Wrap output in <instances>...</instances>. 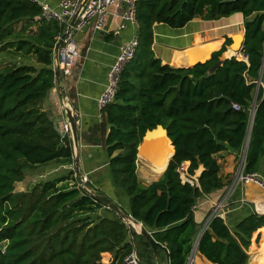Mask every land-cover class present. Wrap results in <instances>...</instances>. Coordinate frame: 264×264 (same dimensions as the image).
<instances>
[{"label": "trees", "instance_id": "obj_1", "mask_svg": "<svg viewBox=\"0 0 264 264\" xmlns=\"http://www.w3.org/2000/svg\"><path fill=\"white\" fill-rule=\"evenodd\" d=\"M235 14L242 15L245 30L238 55L247 59L234 56L209 72L227 52L229 37L209 60L195 65L189 60L176 68L156 57V24L180 29L195 19ZM136 18L139 47L121 75L115 101L103 110L110 125V169L130 199V209H122L168 249L170 264H189L201 232L193 208L232 184L234 178L222 176L218 156L241 154L253 111L246 172L264 173V0H137ZM63 31L38 2L0 0V58L25 61L0 65V264H123L135 249L143 264H153L149 241L135 230L131 234L116 212L88 195L74 171L16 191L28 169L74 163L70 135L61 137L45 110ZM158 125L168 131L175 153L161 178L146 186L137 176L138 147ZM184 162L192 175L203 168L199 187L182 183L177 169ZM262 228L264 215L255 213L232 225L212 218L194 264H248L252 238ZM157 256L167 258L162 249Z\"/></svg>", "mask_w": 264, "mask_h": 264}, {"label": "crops", "instance_id": "obj_2", "mask_svg": "<svg viewBox=\"0 0 264 264\" xmlns=\"http://www.w3.org/2000/svg\"><path fill=\"white\" fill-rule=\"evenodd\" d=\"M39 1L53 9H57L62 0ZM74 1L82 2L83 0ZM127 8V0H117L116 4L108 8V14L102 29L96 30L94 22H90L81 33L77 34L76 39L80 48V57L68 72L60 68V84L55 79L54 87L50 90L45 101V110L53 121L56 131L63 138H68L70 135L74 158L76 149L72 134H67L64 131L67 115L62 105L63 99L59 90L60 86L63 87L66 92L67 102L70 105L72 104L71 106L74 109L79 139L77 153L80 170L86 181V185L91 190L108 196L126 211L130 209V200L127 194L116 186L112 176L110 169L111 157L107 145L110 125L104 111L99 109L98 100L105 90L109 71L119 55L120 47L122 44L133 39L137 34V28L132 24H128L125 28H122L124 25L122 15ZM241 22L243 24L242 15L235 14L218 21L195 19L180 29L171 28L166 24H156L154 26L153 50L156 57L160 58L163 64L176 68L188 66L189 60H192L190 55L191 50L219 40L223 41L220 46L222 47L226 37H232L233 26H238ZM32 29L34 30L35 27ZM117 30L120 31L119 35L114 34ZM212 53L210 54V58ZM24 62L22 59L21 63ZM53 69L55 70V60ZM243 153L244 149L241 150V154L238 157L232 153H221L218 156L222 167L221 174L225 181L232 174L234 175L236 164ZM141 157V155L138 156L137 176L142 184L148 186L158 181L163 174L155 180L152 179L153 175L144 166L143 160L140 159ZM54 163L55 166L47 169L42 174L47 177L46 180L65 176L73 171L75 172V160L69 166ZM202 171L203 168L201 167L199 174ZM74 177H76V172ZM23 182L25 181L19 183ZM69 182L70 186L74 185L73 180ZM231 185L197 202L195 218L201 226V230L214 204L226 197L227 202L224 209L226 216L224 220L230 225L241 221L250 214L264 215V192L261 189L255 185H246L237 186L231 190ZM263 230L264 228L255 233L262 235L259 243L256 240L254 243V236L252 238L248 251L250 257L248 264H264ZM154 255L153 264H167V258L164 262L163 256L158 257L157 253H154ZM106 256L108 258L106 262H108L111 259V255L106 254ZM196 256L201 258L198 256L197 250L190 264L195 263ZM200 260L203 262L202 259Z\"/></svg>", "mask_w": 264, "mask_h": 264}, {"label": "built area", "instance_id": "obj_3", "mask_svg": "<svg viewBox=\"0 0 264 264\" xmlns=\"http://www.w3.org/2000/svg\"><path fill=\"white\" fill-rule=\"evenodd\" d=\"M33 1L38 2L42 6L43 14L46 18L56 20L59 23V26L64 28V31L58 38L59 41L61 36L65 33L74 14L78 9H80L84 0L82 2L74 0H62L57 9H53L47 4L40 3L39 0ZM116 3L117 0L87 1L86 5L81 9L74 26L71 28L69 34L64 39L63 45L60 48V68L68 72L76 64L78 58L80 57V48L76 39L77 34L81 33L90 22H94V27L96 30L102 29L108 14V8ZM136 4L137 0H127L128 8L122 15L124 20V25L122 28H125L128 24H132L138 28V21L136 18ZM114 34L119 35L120 31L117 30L114 32ZM139 42V37L136 34L133 39L122 44L120 47L119 55L109 71L105 90L98 100V106L101 111H103L107 106L115 101L119 89L121 75L125 67L134 59L139 47ZM234 108L236 110L240 109L237 104H234ZM64 131L67 134H71V126L68 122H66L64 125ZM247 149L248 144L246 143L244 146V153L240 156L241 158L235 170V177L231 185V190L237 186L255 185L264 192V173L259 171L253 173L246 172L245 159ZM177 172L179 173L182 183H188L193 187H199L198 178L200 174L198 171L194 175L190 173L189 162L182 163L178 167ZM226 198L214 204L210 214L208 215V219L203 226V231L207 229V226L212 218H225L226 215L224 209L226 208ZM196 208L197 207L194 206V211ZM139 262L140 258L137 254V251L134 250L125 258L123 264H139Z\"/></svg>", "mask_w": 264, "mask_h": 264}, {"label": "water", "instance_id": "obj_4", "mask_svg": "<svg viewBox=\"0 0 264 264\" xmlns=\"http://www.w3.org/2000/svg\"><path fill=\"white\" fill-rule=\"evenodd\" d=\"M87 1L88 0H84L83 1L80 9H78L76 11V13L74 14L73 18L71 19V21H70L65 33L61 36L60 40L56 44V47H55V50H54V60H55V78H56V82L57 83L60 82V74H61L60 63H59V51H60V48L63 45L64 39L69 34L71 28L74 26L79 14H80L81 9L86 5ZM240 34L232 35V37H231L232 43L228 46L227 52L229 50H234L236 53H240L243 50V48H244L243 43H244V40H245V32H243V35H242L243 39H242L241 43L239 42V37L241 36ZM226 53H224L223 56L220 57V60L217 63H215L210 68V70H209L210 73L216 72V70L219 69L224 64L226 59L234 57V56L227 57ZM241 55L243 56V58L247 59L246 55H243V54H241ZM197 63H200V62H197ZM197 63H195V64H197ZM59 90H60V94H61L62 99H63L62 105H63L64 111H65V113L67 115V122L71 126V134H72L73 142H74L75 149H76V152H75L76 154L74 156V160L76 162L75 172H76V178L78 180V183H79L80 187L88 195H90L92 198H94L97 202H101L105 207H107L108 209L116 212V214L129 226L131 234H133V232L135 230L138 234L143 235L149 241V243L151 245V248L154 251V253H157L158 249L164 250V252L166 253V257H167V264H170V255H169L168 249L166 247H164L162 244L158 243L153 238L152 233L149 232L148 230H146V228L143 226L142 223L134 220L131 215L127 214L121 208V206L119 204L115 203L111 198H109L106 195H102V194H99V193L91 190L86 185V181H85V179H84V177H83V175L81 173V170H80L79 157H78V153H77L78 145H79V139H78V129H77L76 118H75V115H74V109H73V106H71L72 104L70 105L69 102H67L66 92L63 89V87L60 86ZM254 107H256V101H255ZM254 116H255V111H253V113H252L249 134H248V138H247V142H246L247 144H249V141H250V135H251V130H252V126H253ZM168 143L172 146L173 155H174L175 149H174V146H173V142L169 138L168 131L166 130V128H164V126L158 125L155 129L146 131V133H145V135H144V137L142 139V142H141V144L138 147V156L142 155V154L143 155L144 154H148L149 151L151 153V151L153 149L151 147L152 145L157 144L159 148H162L163 146L165 147V145H167ZM173 155H172V157H173ZM198 159H199V157H198ZM137 163H139V160H137ZM136 226H140V230H138L136 228ZM202 233H203V228H202V230H201V232H200V234L198 236V239L196 240V243H195V246H194V250H193L192 256L190 258L189 264L191 263V259L193 258L194 254H195V252L197 250L198 243H199V240L201 238ZM261 236L262 235L260 233L257 234V238H256V242L257 243H259V241L261 239ZM139 264H143V263L140 261Z\"/></svg>", "mask_w": 264, "mask_h": 264}, {"label": "bare ground", "instance_id": "obj_5", "mask_svg": "<svg viewBox=\"0 0 264 264\" xmlns=\"http://www.w3.org/2000/svg\"><path fill=\"white\" fill-rule=\"evenodd\" d=\"M239 42L241 43L240 37H239ZM219 45H220V41H214L207 45H204L203 47L200 46V47H197V49L194 48L190 52L192 60H197L195 63L206 61L207 59L210 58V54L214 51V49L219 47ZM199 52L200 54H198ZM238 54L239 53H236L234 50H229L226 53V56L227 57L239 56ZM181 63H182V60H181ZM151 147L153 148L151 153L149 151L148 152L149 155L142 154L141 155L142 157L140 159L143 160V164L145 167L151 170L155 175L160 176L164 173V171L166 170V167L169 164V161L173 155V148L169 143L165 145V147L163 146L162 148H159L157 144L152 145ZM198 173H200V171ZM136 228L140 230V226H136Z\"/></svg>", "mask_w": 264, "mask_h": 264}, {"label": "rangeland", "instance_id": "obj_6", "mask_svg": "<svg viewBox=\"0 0 264 264\" xmlns=\"http://www.w3.org/2000/svg\"><path fill=\"white\" fill-rule=\"evenodd\" d=\"M18 27L21 28L22 25H19ZM232 29H233V34L232 35H234V34H240V33H241L240 35H243V32H244L243 29L244 28H243L242 22L238 26H233ZM242 39H243V36H240L241 42H242ZM219 41L222 44L223 41H221V40H219ZM237 57L239 59H243V57L241 55H239ZM0 59H1L0 60V65L10 64V62H14V61L17 62V64L22 62V59L21 58H17L15 56L12 57V55L11 56H7L6 55L5 58L2 59V57H1ZM1 67H3V66H0V68ZM239 160H240V158H239ZM53 166H55V163L54 162H51L50 164H47V165H41V166L37 167V169H28V171H27V177L24 180L25 182H23L21 184L19 183L16 186V191L17 192L29 191L31 188H33L35 185H37L39 182L46 180L47 177L45 175H42V174H43L44 171H46L47 169H49V168H51ZM151 174L153 175L152 176V179H156V178L159 177V176L155 175L152 171H151ZM230 177L233 180L234 175L232 174ZM256 237H257V234L254 235V243H255ZM104 260H105V262L108 260V258H107L106 255L104 256Z\"/></svg>", "mask_w": 264, "mask_h": 264}]
</instances>
